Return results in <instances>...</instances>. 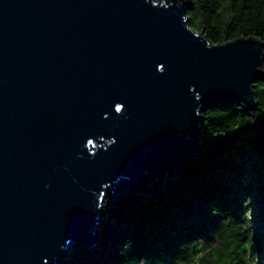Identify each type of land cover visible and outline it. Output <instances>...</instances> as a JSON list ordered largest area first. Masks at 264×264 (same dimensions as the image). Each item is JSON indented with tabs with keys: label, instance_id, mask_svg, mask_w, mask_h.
I'll return each instance as SVG.
<instances>
[{
	"label": "water",
	"instance_id": "water-1",
	"mask_svg": "<svg viewBox=\"0 0 264 264\" xmlns=\"http://www.w3.org/2000/svg\"><path fill=\"white\" fill-rule=\"evenodd\" d=\"M188 6L0 0V264L96 247L106 195L148 194L203 156V107L256 103L263 39L212 42Z\"/></svg>",
	"mask_w": 264,
	"mask_h": 264
},
{
	"label": "trees",
	"instance_id": "trees-1",
	"mask_svg": "<svg viewBox=\"0 0 264 264\" xmlns=\"http://www.w3.org/2000/svg\"><path fill=\"white\" fill-rule=\"evenodd\" d=\"M186 1L189 23L212 42L241 34L264 41V0ZM253 94L255 104L203 107V156L148 194L106 195L97 246H72L58 264H264V79L253 82ZM224 154L252 164L246 179L213 166ZM252 203L258 209L249 213Z\"/></svg>",
	"mask_w": 264,
	"mask_h": 264
},
{
	"label": "rangeland",
	"instance_id": "rangeland-1",
	"mask_svg": "<svg viewBox=\"0 0 264 264\" xmlns=\"http://www.w3.org/2000/svg\"><path fill=\"white\" fill-rule=\"evenodd\" d=\"M239 142H236L235 148L239 146ZM234 148V149H235ZM223 159H227L228 164L223 165ZM219 162H215L213 166L223 174L233 177L236 182L240 181L241 179L247 178V175L250 174V170L253 168L251 163L242 164L239 161H235L230 155L224 154L219 157ZM245 169H250L248 172H245ZM258 209V204L252 203L249 206V213L256 211ZM260 215H262L260 213Z\"/></svg>",
	"mask_w": 264,
	"mask_h": 264
},
{
	"label": "clouds",
	"instance_id": "clouds-1",
	"mask_svg": "<svg viewBox=\"0 0 264 264\" xmlns=\"http://www.w3.org/2000/svg\"><path fill=\"white\" fill-rule=\"evenodd\" d=\"M119 111V109H117Z\"/></svg>",
	"mask_w": 264,
	"mask_h": 264
}]
</instances>
